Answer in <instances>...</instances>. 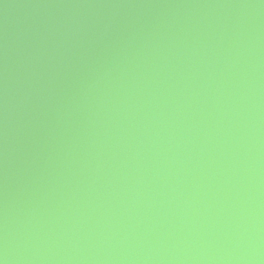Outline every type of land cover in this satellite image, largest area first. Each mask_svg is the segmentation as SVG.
<instances>
[{
    "label": "water",
    "instance_id": "obj_1",
    "mask_svg": "<svg viewBox=\"0 0 264 264\" xmlns=\"http://www.w3.org/2000/svg\"><path fill=\"white\" fill-rule=\"evenodd\" d=\"M0 264H264V0H0Z\"/></svg>",
    "mask_w": 264,
    "mask_h": 264
}]
</instances>
